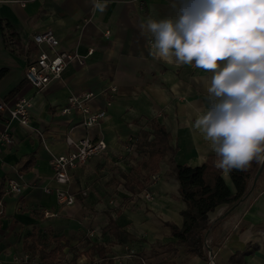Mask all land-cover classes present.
<instances>
[{"label": "crops", "instance_id": "crops-1", "mask_svg": "<svg viewBox=\"0 0 264 264\" xmlns=\"http://www.w3.org/2000/svg\"><path fill=\"white\" fill-rule=\"evenodd\" d=\"M181 2L107 0L101 13L93 0H0V70L7 69L0 79V102L12 105L24 97L31 103L29 126L16 121L9 125L6 113L0 111V133L8 129L16 140L0 151L3 264H40L27 249L35 231L48 249L62 247L57 261L65 253L69 263L79 255L77 264H100L103 254L113 264H264V166L249 197L207 233L209 259L188 254L167 225L182 227L187 207L179 181L170 175L169 156L152 174L159 175L153 199L137 196L142 190L133 180L130 185L137 191L127 188L126 176L136 178L135 168L148 158L139 144L142 134L152 131V120L170 133L177 148L176 164L199 167L215 154L195 127V120L210 107L211 74L157 58L151 34L146 27L143 33L140 30L149 19H175ZM47 30L64 50L82 55L94 51L84 65L71 63L39 91L27 81L25 71L40 52L32 37ZM41 48L47 50L46 45ZM110 86L116 88L114 93H102ZM89 91L101 93L90 102L91 108L107 109L108 116L100 125L86 128L79 124V114L67 116L60 109L71 95ZM69 132L75 139L88 135L103 140L108 154L70 171V181L63 187L76 202L60 205L54 192L60 185L51 161L68 152ZM30 156L32 166L26 163ZM221 176L236 193L230 174ZM9 177L23 185L22 197L6 192ZM226 208L221 205L211 212V222L220 219ZM111 222L117 229H111ZM16 255L28 258L16 263Z\"/></svg>", "mask_w": 264, "mask_h": 264}, {"label": "clouds", "instance_id": "clouds-1", "mask_svg": "<svg viewBox=\"0 0 264 264\" xmlns=\"http://www.w3.org/2000/svg\"><path fill=\"white\" fill-rule=\"evenodd\" d=\"M107 0H93L101 13ZM175 7V5H174ZM154 55L209 72L210 107L195 127L223 173L264 166V0H182L175 19L141 23Z\"/></svg>", "mask_w": 264, "mask_h": 264}, {"label": "trees", "instance_id": "trees-1", "mask_svg": "<svg viewBox=\"0 0 264 264\" xmlns=\"http://www.w3.org/2000/svg\"><path fill=\"white\" fill-rule=\"evenodd\" d=\"M6 72L7 69L0 70V79ZM151 128L152 131L142 134L139 144V149L148 158L135 168L136 178L126 176L127 188L133 192L137 191L130 185V180H133L137 184L138 190H143L145 185L137 177L145 182L149 181L150 176L159 171L162 159L169 156L171 161L170 175L179 181V193L187 207L182 212V227L173 223L167 225L170 226L172 235L178 239L179 244L187 248L188 254L209 259L206 234L212 227L230 216L237 206L249 197L260 165L253 162L244 171L232 170L229 173L237 190L236 193H233L221 176L223 171L215 166L219 159L216 153L210 155L206 162L199 167L176 164L173 159L177 148L172 145V137L166 127L158 121L152 120ZM150 136L153 137L150 138ZM33 160V156H30L26 163H31L32 166ZM3 194V182H0V199ZM221 205H227L225 213L220 219L212 223L209 214ZM1 217L2 215H0V225ZM111 225L113 227L111 229H117L113 222ZM30 236L32 242L27 247L30 256L32 258L38 257L40 264H55L62 247L57 245L53 249H48L49 245L43 242L36 231ZM100 256L102 257L100 264H113V261L105 258L103 254ZM78 257L79 255H75L69 264H77Z\"/></svg>", "mask_w": 264, "mask_h": 264}, {"label": "built area", "instance_id": "built-area-1", "mask_svg": "<svg viewBox=\"0 0 264 264\" xmlns=\"http://www.w3.org/2000/svg\"><path fill=\"white\" fill-rule=\"evenodd\" d=\"M32 39L37 47L40 48V52L35 59H32L28 63L25 77L39 91L45 90L54 79L59 78L71 63L77 62L80 65H84L86 59L94 51L90 49L86 55H82L78 51L64 50L60 47V40L51 30L37 33ZM42 45H46L47 50L42 49ZM115 90L114 86H110L102 93H114ZM100 94L89 91L81 95H71L60 111L67 116L79 114L81 117L79 124L83 127L91 128L100 125L108 116L107 109L96 111L90 106V102ZM30 109V100L24 97H17L12 105L4 101L0 102V111L6 113L9 125L11 122L16 121L22 126H29L31 121ZM65 141L69 148L68 152L63 155L54 156L51 161L55 181L60 185V187L54 189V192L60 205H72L76 202V197L69 189L63 187V185H66L70 181V171L86 164L94 157L107 155L108 146L103 140H98L88 135L75 139L71 132L67 133ZM15 144V137L8 129L0 133V151L3 146H14ZM158 177V174H154L151 175L149 181L143 182L145 187L137 196L140 195L146 200L153 199L154 193L152 187ZM46 191L50 193L52 190L48 188ZM6 192L16 197H22L24 187L17 179L9 177L6 181ZM82 195H87V191H83ZM3 214L4 205L3 200L0 199V215ZM91 234L94 235V233ZM27 258L16 255L14 261L19 263L25 261ZM0 264H3V262L0 261ZM55 264H60V261H57Z\"/></svg>", "mask_w": 264, "mask_h": 264}, {"label": "water", "instance_id": "water-1", "mask_svg": "<svg viewBox=\"0 0 264 264\" xmlns=\"http://www.w3.org/2000/svg\"><path fill=\"white\" fill-rule=\"evenodd\" d=\"M262 170H263V166H260L259 169H258V171H257V173H256V175H255V178H254V184H253L252 190H253V188L255 187V184L257 183V180H258V178H259V176H260ZM252 190H251V191H252ZM206 238H207V234H206Z\"/></svg>", "mask_w": 264, "mask_h": 264}, {"label": "rangeland", "instance_id": "rangeland-1", "mask_svg": "<svg viewBox=\"0 0 264 264\" xmlns=\"http://www.w3.org/2000/svg\"><path fill=\"white\" fill-rule=\"evenodd\" d=\"M70 258L67 254L63 253L61 256H60V264H69V259Z\"/></svg>", "mask_w": 264, "mask_h": 264}]
</instances>
